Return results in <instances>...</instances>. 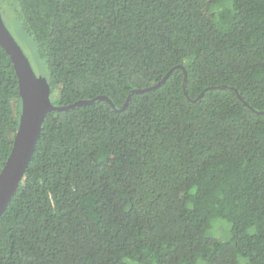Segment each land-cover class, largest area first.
Returning <instances> with one entry per match:
<instances>
[{
	"label": "trees",
	"instance_id": "1",
	"mask_svg": "<svg viewBox=\"0 0 264 264\" xmlns=\"http://www.w3.org/2000/svg\"><path fill=\"white\" fill-rule=\"evenodd\" d=\"M0 12L45 63L53 105L113 104L46 115L0 218V264H264V0H0ZM19 112L0 47V171Z\"/></svg>",
	"mask_w": 264,
	"mask_h": 264
},
{
	"label": "water",
	"instance_id": "2",
	"mask_svg": "<svg viewBox=\"0 0 264 264\" xmlns=\"http://www.w3.org/2000/svg\"><path fill=\"white\" fill-rule=\"evenodd\" d=\"M0 47L10 59L17 78L20 112L18 126L15 131L9 155L0 171V218L9 201L21 183L26 168L34 153L40 135L42 123L51 111H68L79 106L91 105L97 100H104L111 104L106 97H96L91 100H80L67 106H56L45 95L41 84L21 48L6 28L0 12ZM170 73V72H169ZM169 73L156 85L145 89L132 90L121 110L128 106L132 95L153 90L160 86ZM185 79H186V73ZM198 96L193 102H196ZM241 99V98H240ZM245 105L247 103L244 102ZM113 106V104H111ZM264 114V111L256 112Z\"/></svg>",
	"mask_w": 264,
	"mask_h": 264
},
{
	"label": "rangeland",
	"instance_id": "3",
	"mask_svg": "<svg viewBox=\"0 0 264 264\" xmlns=\"http://www.w3.org/2000/svg\"><path fill=\"white\" fill-rule=\"evenodd\" d=\"M5 25L15 39L18 46L28 58L36 76L38 77L42 89L47 92L48 87V73L45 63L42 62L35 49L32 47V41L25 35L21 28L20 22L10 16L4 17ZM229 224L222 220H216L212 222V228L210 230L212 236L218 238L220 241H226L229 239Z\"/></svg>",
	"mask_w": 264,
	"mask_h": 264
}]
</instances>
